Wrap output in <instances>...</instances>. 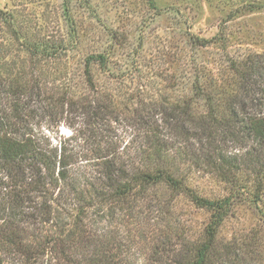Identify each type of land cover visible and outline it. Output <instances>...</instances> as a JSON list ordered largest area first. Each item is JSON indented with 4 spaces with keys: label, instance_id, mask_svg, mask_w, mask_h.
Instances as JSON below:
<instances>
[{
    "label": "trees",
    "instance_id": "trees-1",
    "mask_svg": "<svg viewBox=\"0 0 264 264\" xmlns=\"http://www.w3.org/2000/svg\"><path fill=\"white\" fill-rule=\"evenodd\" d=\"M0 13L11 43L27 53L14 55V70L12 44L0 43V264H264L255 236L217 238L235 201L264 194V52L229 58L218 82L196 75L193 96L177 101L72 97L44 67L76 42L73 19L67 37L58 25L27 35L23 22ZM123 121L133 131L126 145L113 126ZM64 122L76 145L53 144L46 132ZM191 171L223 182L226 193L199 195L187 182ZM161 187L211 212L201 236L188 238Z\"/></svg>",
    "mask_w": 264,
    "mask_h": 264
},
{
    "label": "rangeland",
    "instance_id": "rangeland-1",
    "mask_svg": "<svg viewBox=\"0 0 264 264\" xmlns=\"http://www.w3.org/2000/svg\"><path fill=\"white\" fill-rule=\"evenodd\" d=\"M69 2V14L64 13V0H0V10L23 22L26 28L20 31L27 35H44L59 26V33L67 37L66 20L73 19L76 42L66 55L44 67L45 72L60 77L64 90L72 97L97 92L110 93L118 102L136 95L146 100L153 97L177 101L193 96L196 75H204L199 77L203 83L218 82L227 75L229 58L264 52V0ZM1 17L4 19L0 13V43L13 48V54L8 57L14 61L11 66L16 70L20 65L14 55L26 58L27 53L11 43L13 29ZM196 37L209 42L201 46ZM98 54L105 58V65L97 61ZM87 60L94 91L85 77ZM113 126L126 145L133 137L132 128L127 121L113 122ZM46 132L53 144L78 142L73 129L65 122ZM188 173L187 182L199 195L212 199L226 193V185L215 177L203 172ZM159 192L163 199L172 200L174 215L187 229L188 238L201 236L211 212L196 207L186 195L171 193L165 187ZM129 229V235L137 232ZM249 236L261 240L264 258V194L259 202L244 197L235 201L217 234L222 244ZM141 262L140 257L137 264Z\"/></svg>",
    "mask_w": 264,
    "mask_h": 264
}]
</instances>
